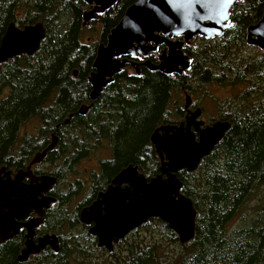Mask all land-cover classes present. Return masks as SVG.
I'll return each mask as SVG.
<instances>
[{
	"label": "trees",
	"instance_id": "trees-1",
	"mask_svg": "<svg viewBox=\"0 0 264 264\" xmlns=\"http://www.w3.org/2000/svg\"><path fill=\"white\" fill-rule=\"evenodd\" d=\"M136 1L118 0L99 16L100 29L92 28L100 33L97 41L86 35L84 0H0V42L11 22L24 27L42 21L47 33L35 54L0 65V165L23 166L43 149L45 131L59 136L45 158L60 163L52 192L57 202L46 211L43 228L59 233L60 249H47L27 264H264V52L246 43L248 26L263 15L264 0H237L223 36L194 37L184 47L192 60L186 73L121 72L81 115V105L90 101L88 76L98 45ZM210 84L230 91L220 119L231 127L196 171L178 173L198 212L195 238L182 244L165 222L152 218L120 240L113 253L98 247L79 222L80 209L123 167L133 164L147 178L156 175L160 159L152 132L178 122L171 115L183 113V89L193 93ZM28 123L42 131L36 139L26 133ZM85 159H95L98 169L91 171L87 196L71 214L64 206L83 193L87 180L60 185L79 174ZM253 201L256 205L249 206ZM239 217L242 222L234 223ZM73 228L77 236L70 240ZM22 243L19 236L0 245V264H16Z\"/></svg>",
	"mask_w": 264,
	"mask_h": 264
},
{
	"label": "water",
	"instance_id": "water-1",
	"mask_svg": "<svg viewBox=\"0 0 264 264\" xmlns=\"http://www.w3.org/2000/svg\"><path fill=\"white\" fill-rule=\"evenodd\" d=\"M237 0H137L130 5L121 20L110 30L106 42H100L94 59L93 70L88 76L92 86L91 103L81 105L78 113L84 115L101 92L115 80V76L131 67L134 74L141 73V66L164 74H184L192 64L184 51L196 36L219 38L231 26V9ZM83 25L98 20L100 15L116 5L118 0H84ZM42 21L20 27L11 22L1 38L0 65L26 54L31 56L46 38ZM176 38V39H174ZM246 43L264 52V12L261 19L247 28ZM163 45L162 55L154 62L149 55ZM144 58L137 61L136 58ZM77 76V69L73 73ZM192 98L186 94L185 120L165 123L152 132L150 140L160 159V172L147 179L137 166L130 164L120 170L106 190L79 212V221L89 226V234L97 238L98 247L113 253L115 244L129 233L140 228L152 218H159L175 232L182 244L195 238L198 212L192 199L183 191L181 170L196 171L203 159L223 139L230 129L227 120L206 124L200 117L202 109L191 110ZM69 123V119H66ZM57 135L41 152H37L26 169H19L11 177L0 181V243L17 235L24 225L27 229L25 248L18 256L25 262L31 254L40 253L47 245L59 251V239L46 234L33 240L35 227L43 222L45 209L56 201L48 192L57 183L53 175H34L31 166L41 162L47 152L56 146ZM5 168H1V172ZM28 177L29 184L22 180ZM37 217L28 223L31 212Z\"/></svg>",
	"mask_w": 264,
	"mask_h": 264
},
{
	"label": "flooded vegetation",
	"instance_id": "flooded-vegetation-1",
	"mask_svg": "<svg viewBox=\"0 0 264 264\" xmlns=\"http://www.w3.org/2000/svg\"><path fill=\"white\" fill-rule=\"evenodd\" d=\"M174 39H176V38H174ZM186 46V45H185ZM164 48V46L163 45H161V46H159L158 47V49L156 50V51H154V52H152L150 55H149V58H151L154 62H158V60H159V56L160 55H162L163 53H162V49ZM136 60L137 61H143L144 60V58H136ZM132 69L133 70V73H134V69L133 68H131V67H128V69ZM143 68H145V67H143V66H141V72H142V70H143ZM127 69V70H128ZM126 70V71H127ZM110 85V84H109ZM108 85V86H109ZM108 86L103 90V92H101V94H100V96H99V98L96 100V101H94L92 104H94L95 102H97L100 98H101V96H102V94L104 93V91L108 88ZM91 89H92V86H91V84H90V91H91ZM90 91H89V95H90ZM183 91L185 92L186 90L185 89H183ZM89 103H83V104H86V105H89L90 103H91V99H90V96H89ZM82 104V105H83ZM92 104H91V106H92ZM197 107H196V104L194 103V101H193V99H192V103H191V106H190V109L191 110H195ZM90 109V108H89ZM88 109V110H89ZM187 112H188V110L187 109H183V118L179 121V122H181V121H184L185 120V116H186V114H187ZM202 114H203V112H202ZM202 116V115H201ZM201 118V117H200ZM66 122V121H65ZM179 122H177V123H179ZM67 124V123H66ZM56 127L58 128L59 127V125H56ZM26 133L28 134V135H30V137H32V139H36L37 138V136L39 135V134H41L42 133V131L41 130H38L37 128H36V126H34L33 124H31V123H28L27 124V130H26ZM44 133H46L47 135H48V140H47V142H46V144L44 145V147H43V149L42 150H40V151H34V154L28 159V161H27V163L25 164V165H21V166H18V165H5V164H1L0 165V181H1V177H2V180H5V179H7V175H6V172L7 171H11V177L13 178L14 176H15V174L17 173V171L19 170V169H26L27 167H28V165L30 164V162H31V160L33 159V157H34V155L37 153V152H41V151H43L44 149H46L48 146H49V144L52 142V135L53 134H55V135H57V137H58V139H59V136H58V134H56L55 133V131H45ZM58 139H57V142H56V146H55V148L57 147V144H58ZM23 142V141H22ZM54 148V149H55ZM53 149V150H54ZM53 150H50V151H53ZM50 151H48V152H50ZM48 152H47V154H48ZM47 156V155H46ZM46 156H45V158H46ZM45 158L41 161V162H39V163H36V164H34V165H32L31 166V171L33 172V174L34 175H37V176H42V175H53V176H56L57 177V173L55 172L56 171V168H57V164H59L60 163V159H58L57 161V163H51V162H45ZM44 163H49L50 164V166H52V169L51 170H49V169H47V168H44V167H39L41 164H44ZM160 166V165H159ZM1 168H5V171H2L1 172ZM124 168V167H123ZM121 170V169H120ZM120 170H119V172H120ZM118 172V173H119ZM160 172V169H159V171L157 172V173H159ZM117 173V174H118ZM142 173V172H141ZM156 173V174H157ZM116 174V175H117ZM115 175V176H116ZM114 176V177H115ZM155 176V175H154ZM113 177V178H114ZM112 178V179H113ZM147 179H150V178H147ZM25 184H29L30 182H31V179L30 178H28V177H25V178H23V180H22ZM58 182H59V179H58V177H57V183L53 186V188L48 192V194L49 195H51V196H53L52 195V192L54 191V189L56 188V185L58 184ZM111 182H112V180L110 181V183L109 184H111ZM109 184L104 188V189H102V190H100L99 191V193L101 192V191H104V190H106V188L109 186ZM98 193V194H99ZM98 194H97V196H98ZM97 196H96V198H97ZM56 198V197H55ZM95 198V199H96ZM94 199V200H95ZM93 200V201H94ZM57 202V199H56V201L54 202V203H52L51 204V206L49 207V208H47V209H45V213H44V216H43V222L41 223V224H39L37 227H35V234H34V237H33V240H34V242L35 243H38L39 242V238L40 237H42V236H44V235H46V234H55V235H57V237H58V239H59V247H60V243H61V239H62V237L59 235V233L57 232V231H54V229H48V230H46V228H43V225H44V223H45V215H46V211L48 210V209H50L55 203ZM87 206V205H86ZM85 207V206H84ZM83 208V207H82ZM81 208V209H82ZM80 209V210H81ZM80 212V211H79ZM38 215H37V213L36 212H31L30 214H29V216L27 217V219H22V220H19V222L20 223H28L29 221H31L32 220V218H34V217H37ZM80 222V221H79ZM80 224H81V222H80ZM81 225H83V224H81ZM84 226V225H83ZM85 227V230L89 233V226H84ZM72 231H73V233H71L69 236H68V238L71 240V239H74V238H76V236L77 235H75V233H76V228H73L72 229ZM27 233H28V231H27V229L25 228V226L24 225H22L20 228H19V232H18V234L17 235H14L13 237H11V238H9V239H7V240H5L4 242H2V243H0V245H5V244H7V243H13L14 242V239L16 238V237H19V236H21V240L23 241V243H22V245L21 246H19L18 245V247H21V249L23 250L24 248H25V243H26V241H27ZM95 237V236H94ZM67 238V239H68ZM96 238V237H95ZM97 239V238H96ZM67 244H69V243H67ZM116 245V244H115ZM47 249H51V250H53L52 249V247L50 246V245H47L41 252H43V251H45V250H47ZM21 250V251H22ZM41 252L40 253H38V254H31L30 256H29V258L25 261V262H19L18 261V256L20 255V253H19V255H17V258H16V264H27L28 263V261L30 260V259H33V257H36L37 255H39V254H41Z\"/></svg>",
	"mask_w": 264,
	"mask_h": 264
},
{
	"label": "rangeland",
	"instance_id": "rangeland-1",
	"mask_svg": "<svg viewBox=\"0 0 264 264\" xmlns=\"http://www.w3.org/2000/svg\"><path fill=\"white\" fill-rule=\"evenodd\" d=\"M97 21L98 22L92 21L90 24L86 25V27L88 28L86 35L87 37L98 41L100 33L96 31L93 32L94 30L92 29L94 25L97 29H100V22L99 20ZM127 72L133 73V70L129 68ZM186 94L191 96L194 103L196 104V107H200L203 110L201 119L204 120L206 124H210L211 122L215 121L213 119H216V120L220 119V114L225 110V108H223L221 103H223L228 98L230 91L226 87H223L221 85H213V84L199 86L197 90L193 93L183 91V93L180 95L182 99L181 100L182 109H184V104L186 102ZM174 113L175 114L171 115V119L179 122L183 118V113L180 116H178L176 112ZM39 167H44L49 170L52 169V166H50L49 163L41 164ZM94 169H98V166L96 165V160L95 159H92V160L85 159L84 161L81 162V164H79V166L76 169L77 173L79 174L71 176L70 178L64 179V181L61 182L60 186L62 187L63 184L67 182V180L74 181V178H77V177L79 178L83 177L87 180L86 187L82 190L83 193L75 197L74 199L70 200L68 205L64 206L65 208L69 209L71 214H73V212H75L79 208L80 206L79 203L83 201L85 197L87 196L88 188L91 186L90 173ZM70 188H72V185H70ZM74 190L76 191V189ZM64 191L66 192L68 190H64ZM82 191H80V193ZM251 205H256V201H253L249 206ZM252 213L253 211L251 212V214ZM241 222H242V218L239 217L234 223L240 224ZM234 223L232 226H235ZM157 232H160V231H157ZM140 236H146L147 239H150L149 233L144 234L141 231Z\"/></svg>",
	"mask_w": 264,
	"mask_h": 264
},
{
	"label": "snow or ice",
	"instance_id": "snow-or-ice-1",
	"mask_svg": "<svg viewBox=\"0 0 264 264\" xmlns=\"http://www.w3.org/2000/svg\"><path fill=\"white\" fill-rule=\"evenodd\" d=\"M188 2H191V0H188Z\"/></svg>",
	"mask_w": 264,
	"mask_h": 264
}]
</instances>
